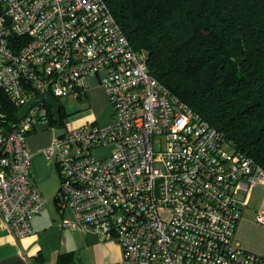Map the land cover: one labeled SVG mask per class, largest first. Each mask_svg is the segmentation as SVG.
Instances as JSON below:
<instances>
[{"label": "built area", "instance_id": "2783aa9c", "mask_svg": "<svg viewBox=\"0 0 264 264\" xmlns=\"http://www.w3.org/2000/svg\"><path fill=\"white\" fill-rule=\"evenodd\" d=\"M95 77L111 124L67 130L43 152L60 177L56 206L70 215L61 228L115 241V264H264L233 243L264 171L150 75L104 0H0V96L16 112L35 100L20 120L0 114V218L13 238L30 235L46 205L26 138L64 125L61 106L40 96L83 101Z\"/></svg>", "mask_w": 264, "mask_h": 264}, {"label": "trees", "instance_id": "16d2710c", "mask_svg": "<svg viewBox=\"0 0 264 264\" xmlns=\"http://www.w3.org/2000/svg\"><path fill=\"white\" fill-rule=\"evenodd\" d=\"M104 1L150 75L264 171V0Z\"/></svg>", "mask_w": 264, "mask_h": 264}, {"label": "crops", "instance_id": "0c3cea01", "mask_svg": "<svg viewBox=\"0 0 264 264\" xmlns=\"http://www.w3.org/2000/svg\"><path fill=\"white\" fill-rule=\"evenodd\" d=\"M39 132H32L26 138L25 147L31 158L40 153L44 155L43 152L50 143ZM30 178L37 186L31 175ZM55 196L52 200L53 205L50 208L44 207L38 215L32 218V233L19 241L13 238L0 218V264H59L60 254L72 252L71 249L63 248L62 239L68 235L82 234V232L61 228L62 220L69 218L70 215L67 212L61 213L58 210ZM257 212L264 213V183L251 189L247 206L243 209L238 220L233 239L234 245L238 248L264 257V224L256 222ZM53 234L59 238L57 249L51 245ZM88 235L92 234L83 233V236Z\"/></svg>", "mask_w": 264, "mask_h": 264}, {"label": "rangeland", "instance_id": "374dc122", "mask_svg": "<svg viewBox=\"0 0 264 264\" xmlns=\"http://www.w3.org/2000/svg\"><path fill=\"white\" fill-rule=\"evenodd\" d=\"M103 77V74L101 75ZM86 99L83 101L73 97H63L58 104L65 113L64 125L58 124L40 127L36 131L43 135L44 139L50 141L59 138L67 130H72L86 123H96L100 127L111 124L112 108L104 88L97 77L86 81ZM80 117V118H79ZM46 149V148H45ZM111 147L99 150L95 156L108 154ZM30 175L36 181L41 191L46 208H50L53 197L59 187L58 170L54 164L49 163L42 153L33 156L30 160ZM63 248L72 250L71 260L77 264H115L121 260L119 245L113 240H101L96 235L83 236L68 235L62 239ZM59 238L55 234L51 236V245L58 248Z\"/></svg>", "mask_w": 264, "mask_h": 264}, {"label": "water", "instance_id": "95a60500", "mask_svg": "<svg viewBox=\"0 0 264 264\" xmlns=\"http://www.w3.org/2000/svg\"><path fill=\"white\" fill-rule=\"evenodd\" d=\"M40 100L44 101L47 106H49L50 108L53 109L54 112L58 111V108H59L58 103L56 102V100H54L50 96H46V97L40 96ZM33 104H35V100H31L27 104H25L19 111L16 112L15 118L17 120H20L26 114V112L29 110L31 105H33Z\"/></svg>", "mask_w": 264, "mask_h": 264}]
</instances>
